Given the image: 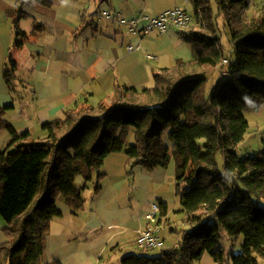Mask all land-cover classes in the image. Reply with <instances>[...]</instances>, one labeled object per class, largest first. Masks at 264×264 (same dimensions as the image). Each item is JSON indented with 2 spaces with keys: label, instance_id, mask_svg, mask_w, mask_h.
Here are the masks:
<instances>
[{
  "label": "trees",
  "instance_id": "1",
  "mask_svg": "<svg viewBox=\"0 0 264 264\" xmlns=\"http://www.w3.org/2000/svg\"><path fill=\"white\" fill-rule=\"evenodd\" d=\"M191 1L200 28L180 32L198 57L178 58L174 65L158 68L154 86L140 89L116 79L109 99L97 106L75 104L63 117L44 122V136L38 138L28 130L18 132L6 117L14 103L0 105V131L12 137L0 150V216L6 236L0 243V264H42L45 235L53 219L62 215L56 199L63 196L75 211L84 208L77 177L83 176L88 187L105 159L124 150L129 163L150 170L166 168L174 158L176 186L191 228L176 248L157 256L128 253L122 264H193L205 252L221 264H260L264 150L240 155L236 148L249 128L244 110H258L264 102V13L259 9L249 17L251 0H215L216 15L211 0ZM37 3L50 5L47 0H18L8 11L17 36L27 37L20 21L30 14L22 7ZM220 17L230 35V56L217 30ZM22 43L17 40L15 45ZM17 70L10 58L4 79L12 90H17ZM217 70L221 79L206 93L210 74ZM131 130L134 144H129ZM167 132L171 145L164 139ZM219 154L224 157L222 168ZM158 206L163 215L168 213L167 202L161 200ZM223 229L232 237H244L240 252L228 259L221 243Z\"/></svg>",
  "mask_w": 264,
  "mask_h": 264
},
{
  "label": "crops",
  "instance_id": "2",
  "mask_svg": "<svg viewBox=\"0 0 264 264\" xmlns=\"http://www.w3.org/2000/svg\"><path fill=\"white\" fill-rule=\"evenodd\" d=\"M47 1L49 6L37 3L22 7L30 14L20 21V30L27 34L23 37L16 35L8 15L18 0H0V76L4 77L6 65L13 58L18 65L16 83L20 95L6 117L18 132L28 130L34 137L44 136L41 125L63 117L75 104L87 101L95 106L109 99L116 79L137 88L152 87L157 69L173 65V56L162 49L160 36L131 33L103 12H120L128 18L141 13L156 16L178 6L179 0L166 6H161L163 0ZM148 37V45L159 44L161 48L152 46L158 52L154 59L148 57L151 54L144 59L139 51L143 48L141 41L145 43ZM17 40L23 41L22 45L16 46ZM130 45L134 46L132 51L128 50ZM32 113L35 120L30 118ZM13 119L20 121L17 124ZM11 139L7 130L0 131V150ZM4 226L0 216V243L6 240ZM140 226H134L136 239Z\"/></svg>",
  "mask_w": 264,
  "mask_h": 264
},
{
  "label": "rangeland",
  "instance_id": "3",
  "mask_svg": "<svg viewBox=\"0 0 264 264\" xmlns=\"http://www.w3.org/2000/svg\"><path fill=\"white\" fill-rule=\"evenodd\" d=\"M179 1L178 6L187 9L194 17L187 28L198 30L200 24L195 19L193 2L191 0ZM172 2L173 0H163L161 6L172 5ZM211 5L216 15L215 0H211ZM259 9L264 13V0H251L249 17L255 15ZM217 19L220 23L217 30L221 34L225 54L230 56L233 50L230 35L224 30L223 19L221 17ZM180 30L183 29H171L164 34L158 30L150 32V36L157 37L158 35L163 40L162 49L173 56V65L178 58L192 60L198 57L196 47L183 40ZM148 40L149 37L145 43L141 41L143 48L139 50L144 59L148 54L158 53L156 49H152V46L158 48L157 50L161 49L159 44L148 45ZM220 73L217 70L210 74L205 86L206 93H210L217 81L221 79ZM19 94L17 90H12L8 86L4 77L0 76V105L14 103ZM18 106L21 107L19 103ZM244 114L249 121V128L236 150L240 155H254L264 150V102L258 110L246 109ZM30 118L35 120V115L32 113ZM11 121L18 124L20 120ZM164 139L171 145L168 132L165 133ZM134 143L135 134L131 130L129 144ZM218 162L222 168L224 164L222 154L218 155ZM100 173H102L101 177ZM85 184L83 176H78L76 185L83 189L84 208L75 211L67 205L63 196L56 199V207L62 215L53 219L50 230L45 235L42 264H122V258L128 253L157 256L163 254V250L179 246L185 231L191 228L186 213L182 210L180 194L176 186L174 158L168 167H157L150 170L143 165L129 163L125 150L112 153L101 169L93 172V179L88 183V187L85 188ZM98 185L101 188L97 191ZM161 200L167 202L168 205L166 215L161 212L157 215L162 227L160 236L164 240V247L144 250L136 242L137 234L134 226L141 225V229H145L149 225L148 214L153 212L154 206L159 205ZM259 204L264 207V199L260 200ZM243 241L242 235L232 237L226 230H222L221 243L227 259L230 253L240 252ZM257 258L260 264H264V258ZM228 263L231 264L226 260L222 264ZM193 264L221 263L217 262L212 254L205 252Z\"/></svg>",
  "mask_w": 264,
  "mask_h": 264
},
{
  "label": "built area",
  "instance_id": "4",
  "mask_svg": "<svg viewBox=\"0 0 264 264\" xmlns=\"http://www.w3.org/2000/svg\"><path fill=\"white\" fill-rule=\"evenodd\" d=\"M106 18L116 19L120 24L126 26L131 33H138L146 35L154 30L160 33H167L170 28H187L192 22L191 14L183 7L175 6L161 12L156 16H151L146 13H141L135 17L128 18L120 12L112 13L109 10L103 12ZM133 45L128 46V50L132 51ZM151 59L155 56L149 55ZM160 208L158 205L154 206L153 212L149 213V225L139 231L137 236V244L144 250H149L158 247H164V240L160 236L161 224L157 219Z\"/></svg>",
  "mask_w": 264,
  "mask_h": 264
}]
</instances>
